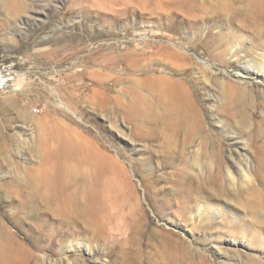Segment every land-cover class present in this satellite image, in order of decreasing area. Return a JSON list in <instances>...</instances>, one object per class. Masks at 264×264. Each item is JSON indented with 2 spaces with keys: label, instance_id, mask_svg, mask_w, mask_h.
<instances>
[{
  "label": "rangeland",
  "instance_id": "obj_1",
  "mask_svg": "<svg viewBox=\"0 0 264 264\" xmlns=\"http://www.w3.org/2000/svg\"><path fill=\"white\" fill-rule=\"evenodd\" d=\"M110 47L141 59L111 91L132 114L92 97ZM56 124L84 144L59 186ZM20 262L264 264V0H0V264Z\"/></svg>",
  "mask_w": 264,
  "mask_h": 264
},
{
  "label": "bare ground",
  "instance_id": "obj_2",
  "mask_svg": "<svg viewBox=\"0 0 264 264\" xmlns=\"http://www.w3.org/2000/svg\"><path fill=\"white\" fill-rule=\"evenodd\" d=\"M115 50H116L115 47L106 48L104 50L106 53L102 54L99 57V59H102V61H100V62L104 65V68L106 69L107 72H105V73L94 72L93 74H91L93 76V78L95 79V85L98 84V86L97 87L96 86L90 87V90H92V97L94 99L99 100L102 105H104L110 101H115L118 105L120 104L122 107H125V109L127 108L129 113L132 114L133 108L129 109L127 105L123 104L122 96L113 97L111 95V91H112V85H119V83L122 81L126 71L128 73V71L136 70L138 67H140L141 59H139V57L136 53H131V52L125 53L124 51L115 53ZM130 56H133V58H131ZM113 64H116L119 66L123 65V67H119L116 70L117 74L112 72V70H113L112 65ZM108 79H110V80H108ZM141 80H142L143 85L149 86L152 89H154L156 92L159 93L160 97L168 98L170 100H173L174 102H179L186 111H190V112L192 111V109H193L192 105H194L193 101H192L193 99H191L190 90L188 89L187 85L183 82V80L174 78L172 76L164 75V74L157 77L153 72H150V71L144 73ZM86 87L89 88L88 86H86ZM82 88H84V87H82ZM114 88H115V86H114ZM70 92H72V91L68 90V93H70ZM139 97H140L139 99L141 100L140 101V103H141L143 101V98H141V96H139ZM112 98H114V99L112 100ZM78 99H80V98H78ZM75 100H76V98L72 92L70 94V96H68V98L63 103L67 109H72L71 104ZM56 127H57V129H56L55 133H56V138L59 142V146H58L59 148H57V150L54 154V157L56 160L55 167L57 168V171H56L57 175L56 174L55 175H56V179H57V178H61V176L65 172H66L65 173L66 176L70 172H72V173L75 172L74 171L75 169L70 166L71 164L68 165L67 162L70 158V155H72L75 152V150L82 152V149H84V144L79 142L78 140H76L74 138V136L71 135V133L69 131L67 132L63 128H61L62 127L61 125L56 124ZM107 158L111 161L115 160L108 155H107ZM92 162L95 165L101 166L103 169L107 168V165L103 161L93 159ZM57 181H58V179L56 180V183L59 186L60 181H58V182ZM64 183H63V185H64ZM66 185L67 184L65 183V186ZM54 189H56V188H54ZM60 194H61V192L59 193V195ZM69 201L70 200H68V202ZM65 202H67L66 198H65ZM93 202H95V204H93V208H92L93 214L95 215L94 216V222L100 223V219L102 218L104 211H103V209H101V207L99 206L97 201H93ZM96 202H97V206H96ZM91 212H92V210H91ZM21 252L14 248V249L9 251V255L14 256V257L15 256L19 257V256L23 255ZM19 264H24V263L20 262Z\"/></svg>",
  "mask_w": 264,
  "mask_h": 264
}]
</instances>
